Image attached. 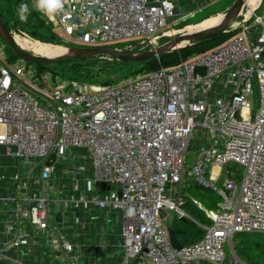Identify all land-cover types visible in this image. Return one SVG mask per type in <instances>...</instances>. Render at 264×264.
<instances>
[{"label":"built area","instance_id":"obj_1","mask_svg":"<svg viewBox=\"0 0 264 264\" xmlns=\"http://www.w3.org/2000/svg\"><path fill=\"white\" fill-rule=\"evenodd\" d=\"M31 2L76 46L125 43L129 53L160 47L175 16V0H65L54 14ZM263 3L216 48L112 83L43 82L24 60L2 59L0 156L22 161L26 173L0 174V181L16 182L17 204L3 225L8 239L0 256L25 243L28 223L44 235L56 264H79L77 248L53 221L48 184L72 148L89 154L93 170L86 189L110 187L99 196L58 203L72 210L92 204L119 210L121 264H227L224 245L236 233L264 234ZM197 130L204 141L188 169ZM228 165L242 168L239 178L227 174ZM190 182L221 201L217 211L205 210L211 223L199 222L203 236L175 249L168 227L172 218H191L183 192Z\"/></svg>","mask_w":264,"mask_h":264},{"label":"crops","instance_id":"obj_2","mask_svg":"<svg viewBox=\"0 0 264 264\" xmlns=\"http://www.w3.org/2000/svg\"><path fill=\"white\" fill-rule=\"evenodd\" d=\"M220 1L175 0L174 17L187 21L207 11H211L207 13H217L223 9ZM75 149L80 148H72L66 153L65 158L56 166V170L48 182L52 189V196L55 198V201L51 203V209L54 213L53 221L60 225L62 232L77 248L79 264H121L123 259L122 219L119 210L99 208L93 204L89 208L81 207L72 210L66 209L58 203L60 198L99 196L110 187L107 184H100L94 191L86 189L85 177L91 174L93 170L91 160L88 168L75 164V161H72ZM14 172H19L21 176L26 173L22 161L18 162L0 156V174L12 175ZM80 173L82 174L79 177ZM15 185L16 182L5 183L0 181V195L8 197V200H0V245L8 239L3 225L14 217L13 213L17 205L16 202L12 201ZM31 185L34 187L33 183ZM188 186L187 188H189ZM185 195L197 203L201 209L206 210L200 202H196L189 195V190H186V187ZM218 196L221 201V196L219 194ZM220 201L217 202V206ZM58 213L60 218L57 217ZM25 227L28 231L25 243L18 248L5 250L0 256V264H56L44 235L34 231L28 223Z\"/></svg>","mask_w":264,"mask_h":264},{"label":"rangeland","instance_id":"obj_3","mask_svg":"<svg viewBox=\"0 0 264 264\" xmlns=\"http://www.w3.org/2000/svg\"><path fill=\"white\" fill-rule=\"evenodd\" d=\"M235 0H221L220 2L222 3V11H219L217 13H207V12H211V11H207L205 13H201L198 14L195 18H190L187 21H183L178 17H173L171 20L169 19L168 21V25L166 28V30H164L166 32V35L162 38V40L159 42L160 45H163L165 43H167L169 40L174 39L175 37H177L178 35H180L181 33H173L172 35L167 36V33L169 31L172 30H180L183 29L184 27H187L191 24H195L200 22L201 20L213 16V15H217V14H226V12L229 10V8L232 6L233 2ZM6 5L4 6V12H12L13 15H8L9 17V26L8 29L11 31V33L13 34V36H20L23 38H27L30 40H38L42 43L45 44H50V45H55V46H62L66 49H72L74 47H76V45L74 43H72V41H68V38L65 34V32L62 30V28H60L57 24H55L54 21H52V19L50 18V16L48 15H44L42 13L38 14L37 12V17L43 19L44 21V26L41 28V34L43 36L45 35H49V34H53L55 35V38L58 40V44L52 43L49 40H42L39 37L33 36L30 31L23 25L22 23V19L19 18V13L14 9L13 10V5L10 2H6ZM28 13L31 16L32 12L36 10L35 5L30 1L28 4ZM253 7H256V4H253ZM245 9L247 10V8L245 7ZM263 11H264V3H263ZM263 11H259V14H262ZM7 17V19H8ZM4 20V19H3ZM237 20V24L235 26L238 27L241 23V21L243 20V16H238L236 18ZM5 22V21H4ZM237 29V28H236ZM221 35V34H219ZM230 36H220L217 38H213L212 40L206 41V42H202L201 45L203 47V52H199L196 54H202L205 53L211 49L216 48L217 46L227 42L229 40ZM118 44H122L120 46H117ZM125 43H113V44H109V46H112L113 48L119 50V51H124L125 46L123 45ZM117 46V47H115ZM68 47V48H67ZM148 47H136L133 48V50L130 53H141L144 51H147L149 49H147ZM29 52H32L34 54H37L35 52H33L32 50H28ZM39 55V54H37ZM96 59L91 61L89 64H85L83 66V69H85L86 67L91 69V70H98L101 67H103L104 65H106L108 62H113L115 63V66H117L119 69H117L116 71V75L113 79L120 80L123 79L125 77H130V76H134L137 75L138 73L142 72L143 69L142 65L140 64L141 62H132L131 64H123L120 65L117 62V60H115L113 57L109 56V55H99V56H95ZM6 60L8 62H10L11 64H17L19 62H22L23 60L21 58H19L15 52L9 47L7 46V44L4 42V40L0 37V62H2L3 60ZM120 61V60H119ZM26 62V61H25ZM31 66L32 69H35L37 77L40 78L41 81L44 82V79H46L48 81L52 80L54 83H67V82H71V81H77L79 83L88 85V86H98L100 84H102L103 81H106V79L103 80H97L94 77H87L84 79L79 80H75L73 79L71 76L73 74V72L75 71V69H78V65L77 64H73V63H64L61 65H56L53 66L50 70H47L46 72L42 73L38 70V67L35 66L32 63H28ZM48 77V78H47ZM115 82V81H113ZM204 141V133L202 131L197 130L192 138V141L190 143L191 148L188 150L187 153V157H188V161H187V168L189 169L193 164L194 161L196 159L197 156V152H196V147L202 143ZM74 158L72 159V161H75V164H77L78 166L83 165L84 167L88 168L90 165V158H89V154L87 155V152L85 151V149H75L74 150ZM87 155V156H86ZM226 170L228 171L227 174H229L230 172H232L234 174L235 177L239 178L241 173H242V168H240L239 166L236 165H228L225 167ZM88 170V169H87ZM84 171V170H83ZM85 173V172H82ZM79 174V177L81 176V174ZM232 175V174H231ZM188 185H186V190H189V195H191L194 200L197 202H200L201 205L207 210V211H212L215 212L218 209L217 206V202L220 201V197L218 196V194L216 192L204 189L202 187H199L196 184H193L192 182H190V186H188L189 188H187ZM183 192H185V188L183 190ZM174 218H172L170 220V226L173 222ZM224 249L226 252V263L227 264H264V234L261 233H254V232H240V233H236L232 239L231 242H227L224 245Z\"/></svg>","mask_w":264,"mask_h":264},{"label":"trees","instance_id":"obj_4","mask_svg":"<svg viewBox=\"0 0 264 264\" xmlns=\"http://www.w3.org/2000/svg\"><path fill=\"white\" fill-rule=\"evenodd\" d=\"M31 0H0V12L2 15V18L5 21V24L10 28L9 26V17L8 15H13L12 12H4V6L6 5V2H10L15 9L19 13V18L21 19L22 16H26V19H22L23 25L30 31V33L33 36L39 37L42 40H49L52 43L58 44V40L55 38V35L49 34L43 36L41 34V28L44 26L43 19L37 17V13L39 11L36 9L32 12L31 16L29 15L28 11V4ZM26 6V7H25ZM37 12V13H36ZM220 14V13H219ZM11 15V16H12ZM218 15V14H217ZM215 16V15H213ZM8 17V19H7ZM208 18V17H207ZM206 19V18H205ZM204 20V19H203ZM202 21V20H201ZM238 30L235 29L231 31L230 33H223L221 35H216L210 39L203 40L197 44L193 45H187L186 47H183L181 49L165 53L162 55H159L158 57H153L151 59H147L144 61H140L142 68L147 71H155L158 70L161 67H169L174 66L176 64H179L183 61H186L191 56L196 55V53L203 52V47L201 45L202 42H206L209 40H212L213 38H217L220 36H234L237 34ZM230 37V38H231ZM122 44H118L117 46H120ZM115 46V47H117ZM99 56V55H96ZM95 56H86L83 58H74L65 60L63 62H57V63H49V64H42V63H32L35 66L38 67V70L42 73L46 72L47 70H50L53 66L66 64V63H73L78 65V69H75V71L72 74V78L75 80H81L87 77H94L98 81L101 79H106V81H103L102 84L106 83H112L113 81H116V79H113L116 75L117 69H119L117 66H115V63L108 62L106 65L101 67L98 70H91L89 68L83 69V66L85 64H89L91 61L95 60ZM117 60V59H115ZM118 64H131L132 62H124L117 60ZM143 70V71H145ZM118 81V80H117ZM226 170V168H225ZM200 187V186H199ZM209 190V189H207ZM211 191V190H210ZM185 210L190 214V217L187 218H177L175 217L171 226L176 230L177 238L183 245H188L192 242H195L199 240L203 234L204 230L199 225L200 223L203 224H210L211 219L206 215V212L201 209L197 203H195L190 197L185 195V204H184Z\"/></svg>","mask_w":264,"mask_h":264},{"label":"water","instance_id":"obj_5","mask_svg":"<svg viewBox=\"0 0 264 264\" xmlns=\"http://www.w3.org/2000/svg\"><path fill=\"white\" fill-rule=\"evenodd\" d=\"M245 2L246 0H235L232 6L229 8V10L226 12L225 19L222 21V23H220L216 27L210 29H204L202 31L190 35L180 34L174 39H171L167 43L161 45L160 47L147 50L141 53H129L127 51H119L113 48L112 46L103 45L97 47L76 46L71 49L72 52L57 57H46L42 55H37L32 52H29L28 50L20 47L17 44L13 34L6 26L2 18L1 12H0V37L4 40L7 46H9L15 52V54L19 58H21L22 60L28 63L52 64L57 62H63L69 59L83 58L86 56H96V55H109L114 59L124 62H139L181 49L183 47H186L187 45L197 44L203 40L210 39L219 34L230 32L228 28L231 25L232 21L236 20V18L239 16ZM185 39L191 40V43L187 45L178 46V44ZM57 217L60 218L59 213ZM168 235H169L170 245L173 248L181 249L183 247V243H181L177 238L176 230L172 226L168 227ZM201 264H209V263L203 261L201 262Z\"/></svg>","mask_w":264,"mask_h":264},{"label":"bare ground","instance_id":"obj_6","mask_svg":"<svg viewBox=\"0 0 264 264\" xmlns=\"http://www.w3.org/2000/svg\"><path fill=\"white\" fill-rule=\"evenodd\" d=\"M261 1L262 0H246L239 16H243V18L247 19L249 17L250 13L260 5ZM253 4H256V7H253ZM245 7L247 8V10L245 9ZM224 19H225L224 13L218 14L215 16H210V17H208V18H206V19H204L198 23L191 24L187 27H184L183 29H180V30L176 29V30L169 31L167 33V36L172 35L173 33H181L184 35H190V34L202 31L204 29H210V28L216 27L220 23H222V21ZM241 22H243V20ZM236 24H237V20L232 21L228 30L234 29ZM14 38L20 47H22L26 50H32L33 52H35L39 55H42V56H46V57H57V56H61V55L72 52V50L69 49L68 47H67L68 49H66L62 46L45 44V43H42L38 40H30V39L23 38L20 36H14ZM190 43H191V40L185 39V40H182L178 44V46L187 45Z\"/></svg>","mask_w":264,"mask_h":264},{"label":"clouds","instance_id":"obj_7","mask_svg":"<svg viewBox=\"0 0 264 264\" xmlns=\"http://www.w3.org/2000/svg\"><path fill=\"white\" fill-rule=\"evenodd\" d=\"M64 2L65 0H37V7L47 14H54L63 11ZM21 19H26V16H22Z\"/></svg>","mask_w":264,"mask_h":264},{"label":"snow or ice","instance_id":"obj_8","mask_svg":"<svg viewBox=\"0 0 264 264\" xmlns=\"http://www.w3.org/2000/svg\"><path fill=\"white\" fill-rule=\"evenodd\" d=\"M0 139H2V137H0Z\"/></svg>","mask_w":264,"mask_h":264}]
</instances>
